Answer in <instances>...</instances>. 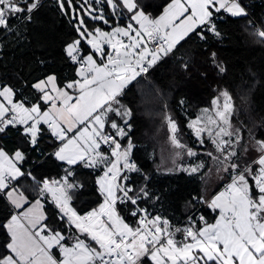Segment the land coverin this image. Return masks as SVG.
<instances>
[{
	"label": "snow or ice",
	"instance_id": "6c2138e0",
	"mask_svg": "<svg viewBox=\"0 0 264 264\" xmlns=\"http://www.w3.org/2000/svg\"><path fill=\"white\" fill-rule=\"evenodd\" d=\"M56 3L75 33L63 47L76 66L74 77L62 81L51 72L37 78L28 85L32 100L0 82V135L15 130L20 137L11 155L0 147V204L11 209L0 220V264H264V138L249 128L245 141L243 127L233 123L232 95L218 91L211 109L188 123L202 146L207 134L215 151L205 155L227 182L214 195L192 196L183 226L157 211L162 196L134 158L133 111L123 102L134 82L147 80L194 37L207 45V63L223 74L212 41L222 39V14L248 19L244 0H163L156 7L149 0ZM42 6V0H0V35L12 32L15 20L31 21ZM254 35L264 43V28ZM180 67L188 72L189 61ZM201 75L207 79L208 72ZM164 120L174 155L198 157L177 135L176 120L167 112ZM45 139L50 152L41 146ZM30 152L50 156L64 174L37 179L24 170ZM81 167L99 172L100 200L83 214L73 205L84 187L77 179ZM204 168L200 161L178 170L196 175ZM22 178L33 182L34 199ZM46 205L55 210L51 217ZM198 205L216 213L214 222L195 214Z\"/></svg>",
	"mask_w": 264,
	"mask_h": 264
},
{
	"label": "trees",
	"instance_id": "16d2710c",
	"mask_svg": "<svg viewBox=\"0 0 264 264\" xmlns=\"http://www.w3.org/2000/svg\"><path fill=\"white\" fill-rule=\"evenodd\" d=\"M252 1L253 3H249L251 16L264 28V0ZM149 2L156 7L163 0ZM42 5L31 21L15 20L12 24L13 31L0 35V82L17 88L21 99L25 96L29 100L34 98L28 85L45 74L55 72L62 81H66L74 77L75 73V66L63 55L64 45L75 38L69 18L61 14L56 0H42ZM152 14L159 15V11ZM217 26L223 36L219 41H212L210 51L217 53L218 60L226 68L223 74L216 72L207 63V45L194 37L179 48L175 57L162 62L147 80H142L139 84L134 82L130 86L131 90L123 97V102L133 111L130 135L136 145L134 158L143 171L152 177L154 189L162 196L157 211L176 224L182 223L191 214L189 201L192 196L204 195L210 186L207 181L197 180L182 172L156 178L153 161L140 146L143 142V129L149 130L152 123L155 124L154 129L161 127L165 123L164 114L167 112L176 120L179 134L187 144L192 148H199L188 123L197 117L202 108H211V100L218 95V91L227 90L237 108L233 123L236 127H243L245 141L248 140L249 128L255 131L258 138H264V43L258 42L254 27L245 19L235 20L224 15ZM182 60L189 61L188 72L180 67ZM205 71L208 72L207 79L201 75ZM181 100L184 101L183 105ZM19 141L20 137L15 130L9 131L6 136L0 135V147L9 155L20 146ZM205 142L210 147L208 140ZM41 146L46 152L52 150L48 139ZM28 155L29 160L24 170L32 171L37 179H58L64 174V166L50 156H38L35 152ZM98 174L99 172L82 167L77 170V179L84 187L75 194L73 205L81 214L97 206L100 200L95 184ZM225 181L219 180L215 190L208 196L214 195ZM20 185L29 199L36 197L37 193L32 190L34 185L30 179L22 178ZM46 207L51 217L55 210L51 205ZM10 212L9 207L0 204V220ZM201 214L209 222H213L216 215L207 207L201 210Z\"/></svg>",
	"mask_w": 264,
	"mask_h": 264
},
{
	"label": "rangeland",
	"instance_id": "374dc122",
	"mask_svg": "<svg viewBox=\"0 0 264 264\" xmlns=\"http://www.w3.org/2000/svg\"><path fill=\"white\" fill-rule=\"evenodd\" d=\"M202 109L198 111L197 116L202 114ZM154 127L155 124L152 123L148 128L149 130L147 129L142 130L143 142L141 143L142 145L140 146L143 147L145 155L153 161V168L155 173L154 175L156 176V178H160L166 175L181 173L182 171L178 170L179 167H187L189 165L199 163L200 161H204L205 168L202 169L201 173L196 175H189L186 172H182V173H185L200 181H207L210 187L204 193V195H209L210 193H212L218 185L217 182L223 179L220 178V175L216 174L212 161L209 159L207 155H205V153L209 151L212 152L215 151L214 146L211 144L210 140L207 137V134L206 133L203 134V139L206 138L205 141L208 140L209 142L208 144L210 145V147L206 144L207 142H205L203 146L199 142H196L199 148H193L195 151L200 153L198 157H193V158H188L187 156L176 157L174 153L177 150L173 149L170 144L169 132L166 122L161 124V127L157 126L155 129ZM151 129H153V131H151ZM177 135L179 136V138L183 143L187 144L186 140L182 138L179 132L177 133ZM167 169H174V171L168 172Z\"/></svg>",
	"mask_w": 264,
	"mask_h": 264
},
{
	"label": "built area",
	"instance_id": "2783aa9c",
	"mask_svg": "<svg viewBox=\"0 0 264 264\" xmlns=\"http://www.w3.org/2000/svg\"><path fill=\"white\" fill-rule=\"evenodd\" d=\"M244 2H245V5L247 6V8H248V11H249V17H248V19H247V21L249 22V21H251V23H249L251 26H253L254 27V29H255V31H256V29H260V28H262V26L260 25V23L259 22H257V21H255L254 19H253V17L251 16V13H250V9H249V3H253V1L252 0H244ZM225 14H222V16H224ZM263 20H264V18H263ZM227 181H225L224 183H226ZM206 206L205 205H200V207H197V209L195 210V214L198 216V215H200L201 214V209H203V208H205ZM185 220H187V218L185 219ZM178 225H181V223L180 224H178ZM182 226V225H181Z\"/></svg>",
	"mask_w": 264,
	"mask_h": 264
},
{
	"label": "bare ground",
	"instance_id": "6f19581e",
	"mask_svg": "<svg viewBox=\"0 0 264 264\" xmlns=\"http://www.w3.org/2000/svg\"><path fill=\"white\" fill-rule=\"evenodd\" d=\"M224 185V184H223ZM223 185L215 192V194L217 193V192H219V191H221L222 190V188H223ZM202 210V209H201ZM187 222V220H184L181 224H185Z\"/></svg>",
	"mask_w": 264,
	"mask_h": 264
},
{
	"label": "crops",
	"instance_id": "0c3cea01",
	"mask_svg": "<svg viewBox=\"0 0 264 264\" xmlns=\"http://www.w3.org/2000/svg\"><path fill=\"white\" fill-rule=\"evenodd\" d=\"M225 15H227V14H225ZM22 187V186H21ZM23 189V188H22ZM214 222V221H213Z\"/></svg>",
	"mask_w": 264,
	"mask_h": 264
}]
</instances>
